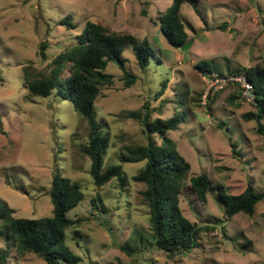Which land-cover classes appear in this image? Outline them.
Wrapping results in <instances>:
<instances>
[{"label": "rangeland", "instance_id": "1", "mask_svg": "<svg viewBox=\"0 0 264 264\" xmlns=\"http://www.w3.org/2000/svg\"><path fill=\"white\" fill-rule=\"evenodd\" d=\"M170 1L0 0V197L16 216L50 215L54 168L78 181L83 197L66 214L81 217L79 233L73 226L65 229V243L80 256L74 264H264V197L251 214L227 216L215 186L202 201L187 181L179 204L185 216L202 226L200 244L168 255L152 245L148 206L141 194L144 183L132 178L145 159H119L125 145L145 142L143 124L129 110L147 109L150 118L180 113L184 118L167 132L190 163L187 179L203 171L229 193L240 192L248 180L264 190V128L259 130L255 119L242 115L253 108L251 102L235 82L203 99L209 73L194 65L206 59L225 74L241 65H264V0H199V12L183 2L179 16L188 32L186 47L170 45L160 31L157 14ZM67 13L73 26L59 23ZM87 19L145 36L154 47L155 56L143 68L130 45L123 50L126 68L136 74L128 86L118 65L109 61L105 70L113 81L95 100V116L109 132L103 167L120 163L127 177L122 186L115 177L101 187L92 182L89 159L79 149L87 123L72 102L54 89L37 95L22 84V67L44 69L52 55L74 41ZM41 41L46 42V59L39 55ZM163 79L165 89L155 97ZM229 137L240 155L232 153ZM96 191L105 212L99 202L91 203ZM6 264L47 262L32 251L18 255L11 246Z\"/></svg>", "mask_w": 264, "mask_h": 264}, {"label": "trees", "instance_id": "2", "mask_svg": "<svg viewBox=\"0 0 264 264\" xmlns=\"http://www.w3.org/2000/svg\"><path fill=\"white\" fill-rule=\"evenodd\" d=\"M199 0H171L157 14L159 28L172 46H180L188 39V32L179 16L183 2L190 4L197 12ZM59 23L73 26L71 15L65 14ZM74 41L57 51L46 62L44 69L32 65L22 67V84L32 93L47 95L55 90L62 98L72 102L73 107L85 118L87 123L86 140L79 144L80 152L89 159V172L96 187H101L115 177L119 186L127 181L120 163H111L103 167V158L109 144V132L95 116V100L104 85L111 84L112 74L105 70L109 61H114L121 69V78L128 86L136 80V74L126 68L123 50L131 46L140 67H145L151 56H155L154 47L143 36L138 38L134 33L117 31L99 21L87 19L81 30L75 34ZM45 41L39 44V55L46 59ZM194 65L201 71L224 74L216 69L208 60L199 59ZM229 73H242L252 85L253 98L250 100L253 108L245 111V118H253L257 128L263 130L264 123V65L260 63L241 65L230 69ZM230 83V82H229ZM166 79H163L155 90L154 96L163 93ZM216 91V90H215ZM214 92V91H213ZM209 100L211 94H207ZM147 108V104H142ZM129 116L140 119L145 134L144 143L131 142L125 145L119 153L123 161L145 159V163L133 175L136 181L144 183L141 194L148 206L149 221L152 230V245L165 251L168 255L187 251L198 246L202 226L184 215L179 204L180 194L188 181L190 188L197 197L205 201L206 192L212 186L222 200V206L227 216L236 212L251 214L255 204L264 197V190H257L248 180L245 187L238 193L225 191V185L211 183L208 175L200 171L188 177L190 163L176 147L169 136L168 129L176 128L184 118L180 113L167 117L154 116L150 118L147 109L129 110ZM229 145L233 154L240 155L237 144L229 137ZM49 195L52 203L50 215L36 217L16 216L11 207L0 197V264H6V259L13 246L16 254L32 251L39 254L47 264H74L80 256L74 253L65 243V229L73 226L75 233L81 220L80 216L71 218L66 211L83 197V191L78 181L61 174L55 167L50 180ZM93 206L102 211L107 210L99 191L91 198ZM122 247L131 251L132 247L123 244ZM136 250V247H134ZM120 264V263H115Z\"/></svg>", "mask_w": 264, "mask_h": 264}, {"label": "built area", "instance_id": "3", "mask_svg": "<svg viewBox=\"0 0 264 264\" xmlns=\"http://www.w3.org/2000/svg\"><path fill=\"white\" fill-rule=\"evenodd\" d=\"M208 76L209 77L206 80V90L203 95V99L205 98L206 94L212 93L229 82H235L238 84L241 95L245 100L250 101L253 98L252 85L242 73L218 74L217 72L212 71Z\"/></svg>", "mask_w": 264, "mask_h": 264}, {"label": "water", "instance_id": "4", "mask_svg": "<svg viewBox=\"0 0 264 264\" xmlns=\"http://www.w3.org/2000/svg\"><path fill=\"white\" fill-rule=\"evenodd\" d=\"M189 44V40L185 41L183 44H181L182 47H186Z\"/></svg>", "mask_w": 264, "mask_h": 264}]
</instances>
